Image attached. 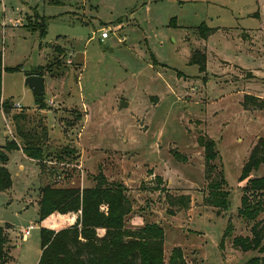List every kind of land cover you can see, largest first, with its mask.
Instances as JSON below:
<instances>
[{
	"label": "rangeland",
	"instance_id": "obj_1",
	"mask_svg": "<svg viewBox=\"0 0 264 264\" xmlns=\"http://www.w3.org/2000/svg\"><path fill=\"white\" fill-rule=\"evenodd\" d=\"M202 26L217 30L203 39ZM104 30L110 36L101 40ZM196 49L207 52L206 71L190 62ZM0 53L7 68L2 97L13 106L9 115L0 109V146L14 139L23 144L15 112L28 114L27 129L47 123L51 134L40 159L21 148L8 153L12 187L0 192V225L14 245L7 264L40 261L42 187H93L105 172L132 201L127 228H164L167 262L175 248L189 264H246L258 255L234 247L233 238L251 235L252 225L264 218V210L256 221L240 214L250 179L264 175L263 163L241 178L253 146L264 137V109L246 111L242 105L246 93L264 98V0H0ZM41 65L45 115L28 111L39 105L27 74ZM119 99L130 106L120 109ZM17 102L22 110L15 109ZM83 104L91 117L88 132L101 146L86 159L91 170L78 162L80 154L65 159L69 163L57 157L83 124ZM117 131L128 141L118 140ZM200 134L215 142V164L229 191L226 209L205 202L210 188ZM119 169L130 170L127 182ZM182 195L190 199L187 207L170 203ZM30 224L36 227L25 238L22 230Z\"/></svg>",
	"mask_w": 264,
	"mask_h": 264
},
{
	"label": "trees",
	"instance_id": "obj_2",
	"mask_svg": "<svg viewBox=\"0 0 264 264\" xmlns=\"http://www.w3.org/2000/svg\"><path fill=\"white\" fill-rule=\"evenodd\" d=\"M202 27L200 36L203 39H207L217 30ZM207 60V52L200 49L194 50L190 57V62L198 63L202 71L207 70ZM6 69L0 53V108L9 115L13 106L2 98L3 72ZM44 69L45 66L41 65L27 75H44ZM242 101L243 108L247 111L264 109V98L261 96L245 94ZM37 103L43 108L44 98ZM12 119L16 134L23 144L19 145L14 139L0 146V192L12 187L11 173L6 167L8 153L15 148H21L28 157L40 159L42 144L49 135L46 125L42 123L39 124V129H27L29 116L26 112H15ZM197 140L204 149L205 179L210 188L205 202L226 209L229 204V191L224 188L223 173L215 164V142L207 134H200ZM175 154L181 156L180 153ZM57 157L60 162L69 163L65 159L76 160L78 152L65 146ZM182 158L186 161L185 156ZM263 163L264 137H259L243 167L241 178L248 176ZM58 175L59 173L56 177ZM175 202L187 207L190 199L185 195L170 198V203ZM132 209L133 204L124 185L108 180L105 174L96 177L93 187H42L39 200L41 258L38 264H189L178 248L173 250L168 262L166 261L165 231L159 224L150 223L139 229L127 228L125 218ZM263 210L264 175L250 179L242 197L240 214L249 222L256 221ZM100 229L105 230L103 235H100ZM229 233L231 234V226L226 235ZM251 233L234 236L233 245L242 251L258 252L246 264H264V218L252 225ZM13 247L7 227L0 225V264H7L12 258Z\"/></svg>",
	"mask_w": 264,
	"mask_h": 264
},
{
	"label": "crops",
	"instance_id": "obj_3",
	"mask_svg": "<svg viewBox=\"0 0 264 264\" xmlns=\"http://www.w3.org/2000/svg\"><path fill=\"white\" fill-rule=\"evenodd\" d=\"M109 38V37H108ZM28 76V75H27ZM44 77H45V88H46V76L45 75H43ZM247 94V93H246ZM249 94V93H248ZM258 94V96H261V94H259V92L257 93ZM256 95V94H255ZM3 98V97H2ZM4 99V98H3ZM119 100H121V101H123V100H125V99H119ZM116 101V105H119V103L121 102V101ZM50 101H52L53 102V100H50ZM50 101H48V103L50 102ZM86 104V103H85ZM130 106V103H128V106L127 107H129ZM112 107H114V105H112ZM120 107V106H119ZM127 107H123V108H127ZM123 108H121L120 107V109H123ZM0 109H2V108H0ZM80 109H82V111H84V113L85 114H83V120H82V122H83V124H82V126H81V128H80V130L73 136V138H74V140L73 141H69V142H64V143H66V145L65 146H70V147H77V149H78V155L80 154V158L78 159V162H80L81 163V166L82 167H87V168H89L88 166H87V164H86V159L89 157V155H90V153L91 154H94L97 150H99L100 148H101V146H99L98 145V143H95L94 142V140L92 139V137H93V134L92 133H89L88 132V128L90 129V127H89V123H90V119H91V117H90V115H89V107H87L86 105H82V106H80ZM3 110V109H2ZM4 111V110H3ZM29 112H42L43 113V115H45V112H47V110L46 109H41V108H39V106H36V107H34L33 109H30V110H28ZM247 111V110H246ZM46 125H47V123H46ZM47 127H48V125H47ZM48 132H49V129H48ZM73 132H74V130H73ZM117 133H119L120 134V139H118V140H120V141H124V140H126V141H128V137H127V134L125 133V135H124V137H123V140H121V138H122V133H123V131H121V132H118L117 131ZM117 133H115V134H113L114 136H116V134ZM85 134H87L88 136H89V139L86 141V138H85ZM49 135H51L50 134V132H49ZM73 135V134H72ZM52 137V136H51ZM66 139L65 140H67L68 139V137L66 136L65 137ZM55 139H57L58 141H60L61 139L60 138H55ZM65 140H61V142H63V141H65ZM69 144H71V145H69ZM117 145V144H116ZM116 145H114V146H116ZM112 149V148H111ZM21 151H22V153L25 155V156H27L24 152H23V150L22 149H20ZM112 150H117V149H112ZM112 150H107V151H112ZM113 152H115V154H117L116 152H118V151H113ZM28 157V156H27ZM28 158H30V157H28ZM109 158H113V155H109ZM120 164L118 163L117 164V166H119ZM106 167H107V165H105ZM121 167H122V169H124V166H125V163H123V164H121L120 165ZM126 167V166H125ZM99 168V167H98ZM84 169V168H83ZM90 169V168H89ZM91 170V169H90ZM106 171V169L104 170V172ZM130 171V170H129ZM129 171H128V169L124 172L123 170H120L119 169V171H118V173L120 174V176H119V178L122 180V181H124V182H127V178H124L126 175H129ZM132 171V170H131ZM134 172V171H133ZM105 175L107 174V172H105L104 173ZM107 176V175H106ZM108 177V176H107ZM87 180L88 181H90V177H87ZM139 220L140 221H138V223H140V222H142V220H141V218H139Z\"/></svg>",
	"mask_w": 264,
	"mask_h": 264
},
{
	"label": "water",
	"instance_id": "obj_4",
	"mask_svg": "<svg viewBox=\"0 0 264 264\" xmlns=\"http://www.w3.org/2000/svg\"><path fill=\"white\" fill-rule=\"evenodd\" d=\"M26 84L32 89L37 101H42L46 93L45 77L39 74H31L26 78ZM128 102L123 100L120 102V107H127Z\"/></svg>",
	"mask_w": 264,
	"mask_h": 264
},
{
	"label": "built area",
	"instance_id": "obj_5",
	"mask_svg": "<svg viewBox=\"0 0 264 264\" xmlns=\"http://www.w3.org/2000/svg\"><path fill=\"white\" fill-rule=\"evenodd\" d=\"M109 36H110L109 31H108V30H104V31L101 32L100 39H101V40H105V39H107ZM69 62L71 63V60H69ZM14 107H15V109H17V110H22V107H23V106H22V104H21L20 102H17L16 104H14ZM52 164H53V165H56L57 162H52ZM63 165H65V164H63ZM61 178H62V175L59 173V175L57 176V179H58V180H61ZM35 227H36L35 224H30L28 227L24 228V229L22 230V232H23V236H24L25 238H27V237L31 234V230H33Z\"/></svg>",
	"mask_w": 264,
	"mask_h": 264
}]
</instances>
